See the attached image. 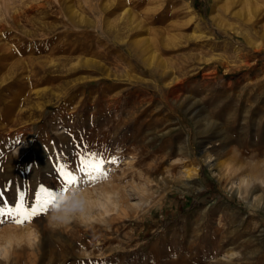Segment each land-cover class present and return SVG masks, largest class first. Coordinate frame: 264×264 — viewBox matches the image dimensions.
<instances>
[{
  "label": "rangeland",
  "instance_id": "1",
  "mask_svg": "<svg viewBox=\"0 0 264 264\" xmlns=\"http://www.w3.org/2000/svg\"><path fill=\"white\" fill-rule=\"evenodd\" d=\"M254 3L0 0V52L14 53L0 60V191L10 202L41 186L73 192L58 164L79 163L87 145L109 162L85 186H110L121 204L56 228L50 207L0 224L39 238L0 264H264V188L243 181L264 162V0Z\"/></svg>",
  "mask_w": 264,
  "mask_h": 264
},
{
  "label": "snow or ice",
  "instance_id": "2",
  "mask_svg": "<svg viewBox=\"0 0 264 264\" xmlns=\"http://www.w3.org/2000/svg\"><path fill=\"white\" fill-rule=\"evenodd\" d=\"M76 159L79 163L58 164V173L65 185H82L99 179L106 174L107 161L102 153L92 151L87 145L76 146ZM63 187L61 192L64 191ZM58 192L41 186L33 201L29 202L25 191H18L14 202H10L5 193L0 191V224L12 222L24 224L35 216L47 212L56 201Z\"/></svg>",
  "mask_w": 264,
  "mask_h": 264
},
{
  "label": "bare ground",
  "instance_id": "3",
  "mask_svg": "<svg viewBox=\"0 0 264 264\" xmlns=\"http://www.w3.org/2000/svg\"><path fill=\"white\" fill-rule=\"evenodd\" d=\"M70 1V0H69ZM31 3H33V2H31ZM36 3V2H35ZM58 3V2H57ZM234 3H237L240 7H241V13H244L245 11H247L250 7H255L254 6V0H228V6H231V5H233ZM75 4V3H74ZM40 5V4H39ZM28 6V5H27ZM255 10H256V8H254ZM61 10V9H60ZM225 10H226V7H225ZM252 10V9H251ZM72 12H73V10H71ZM15 12H16V9H15ZM72 12H71V14H72ZM249 12V11H248ZM77 13V12H76ZM124 14V13H123ZM257 14V13H256ZM64 15V14H63ZM240 15V14H239ZM80 16V15H79ZM124 16V15H123ZM128 18V17H127ZM139 18V17H138ZM129 20H130V22L131 23H134L135 22V19L133 20V18H132V16L130 15L129 16ZM138 22V21H137ZM37 23V22H36ZM62 23V22H61ZM64 23V22H63ZM221 23V22H220ZM32 25V24H31ZM48 25H50V24H48ZM62 25V24H61ZM131 25V24H130ZM46 26V25H45ZM63 26V25H62ZM72 26H74V25H72ZM61 27V26H60ZM65 27V26H64ZM127 27V26H126ZM73 28V27H72ZM6 29V28H5ZM137 29V28H136ZM44 32V31H43ZM74 32V31H73ZM33 33V32H32ZM42 33V32H41ZM28 34H30V32L28 33ZM46 34H48V32L46 33ZM51 34V33H50ZM117 34V33H116ZM32 35V34H31ZM46 36V35H45ZM80 36V35H79ZM33 37H34V35H33ZM35 38V37H34ZM141 38V37H140ZM27 39V38H26ZM117 39V38H116ZM124 39V38H123ZM136 39V38H135ZM128 40V39H127ZM138 40H140L139 38H138ZM137 41V40H136ZM87 42V41H86ZM133 42V41H132ZM139 41H137V43H138ZM84 43V42H83ZM137 43H135V44H137ZM146 43H148V42H146ZM146 45V44H145ZM147 46V45H146ZM4 48V47H3ZM90 49V48H89ZM140 49H142V48H140ZM2 51H4L3 49H1ZM0 50V51H1ZM64 50V49H63ZM146 50H147V48H146ZM7 51V50H6ZM148 51V50H147ZM151 52V51H150ZM0 54H1V52H0ZM150 54V57L149 58H152L153 57V55H154V53L152 52V53H149ZM148 54V55H149ZM147 55V56H148ZM18 56H19V54H18ZM7 57H14V53H8V54H1L0 55V60H3V59H5V58H7ZM20 58V57H19ZM19 58H18V60H19ZM22 58V57H21ZM41 58H44V57H41ZM61 58V57H60ZM65 58V57H64ZM145 58V57H144ZM147 58V57H146ZM149 58H147V60L149 59ZM25 59H27V58H25ZM33 59V61H34V58H32ZM76 59V58H75ZM77 59H78V57H77ZM13 60V59H12ZM18 60H16V63H17V61ZM36 60V59H35ZM41 60V59H40ZM48 60H50V59H48ZM47 59H46V61H48ZM51 60H52V58H51ZM11 61V60H10ZM22 61V60H21ZM24 61V60H23ZM22 61V62H23ZM26 61H28V60H26ZM32 61V62H33ZM37 61H39V60H37ZM36 61V62H37ZM43 61H45L44 59H43ZM45 61V62H46ZM63 61V60H62ZM93 61V60H92ZM161 61V60H160ZM160 61H159V63H160ZM2 62V61H1ZM0 62V63H1ZM41 62H42V60H41ZM76 62V61H75ZM82 62V61H81ZM80 62V63H81ZM90 62H91V60H90ZM147 62V61H146ZM8 63V62H7ZM13 63H15V62H13ZM35 63V62H34ZM38 63V62H37ZM36 63V64H37ZM39 63H40V61H39ZM39 63H38V65H39ZM58 63V62H57ZM79 63V64H80ZM23 64V63H22ZM21 64V65H22ZM26 64H28V63H26ZM42 64V63H41ZM45 64V63H44ZM53 64V63H52ZM65 64V63H64ZM72 64V63H71ZM97 64H99V63H97ZM12 65V64H11ZM34 65V64H33ZM32 65V66H33ZM46 65V64H45ZM51 65V64H50ZM57 65V64H56ZM59 65V64H58ZM62 65V64H61ZM83 65V64H82ZM84 65H86V64H84ZM88 65V64H87ZM100 65V64H99ZM41 66H43V65H41ZM48 66V65H47ZM53 66H54V64H53ZM76 66V65H75ZM80 65H78V67H79ZM9 67H10V65H9ZM28 67V66H27ZM19 68V67H18ZM30 68V67H29ZM29 68H28V70H29ZM37 68V67H36ZM39 68H40V66H39ZM38 68V69H39ZM62 68V67H61ZM13 69V68H12ZM16 69H17V67H16ZM15 69V70H16ZM31 69V68H30ZM33 69H35V68H33ZM44 69V68H43ZM42 69V70H43ZM49 69V68H48ZM56 69V68H55ZM54 69V70H55ZM63 69V68H62ZM66 69V71L68 70L67 69V67L65 68ZM70 69V68H69ZM76 69V68H75ZM28 70H27V74H28ZM32 70V69H31ZM41 70V72H43ZM57 70V69H56ZM1 71V70H0ZM20 71V70H19ZM18 71V72H19ZM33 71V70H32ZM39 71V70H38ZM60 71V70H59ZM71 71H73V70H71ZM2 72V71H1ZM4 72H6V71H4ZM14 73H15V71H13ZM17 72V71H16ZM40 72V71H39ZM54 72H56V71H54ZM58 72V71H57ZM4 74V73H3ZM18 74V73H17ZM22 74V73H21ZM106 74H108L107 72H106ZM5 75V74H4ZM15 75H16V73H15ZM14 75V76H15ZM32 75V74H31ZM23 76V75H22ZM26 76V75H25ZM2 77V76H1ZM11 77H12V75H11ZM17 77V76H16ZM15 78V77H14ZM27 78H29L28 76H27ZM7 79V78H6ZM11 79V78H10ZM9 79V80H10ZM19 79V78H18ZM2 80V79H1ZM8 80V81H9ZM14 80H16V79H14ZM87 80V79H86ZM7 81V80H6ZM17 81V80H16ZM22 81V80H21ZM28 81H29V79H28ZM27 82V81H26ZM11 83H13V82H11ZM24 83V82H23ZM76 83V82H75ZM89 83H90V81H89ZM92 83V82H91ZM94 83V82H93ZM1 84H3V83H1ZM5 84V83H4ZM20 84H22V83H20ZM28 84V83H27ZM72 84V83H71ZM70 84V85H71ZM173 84V83H172ZM8 85H11V84H8ZM7 85V86H8ZM3 86V85H2ZM74 86V85H73ZM1 87V86H0ZM169 87H170V84H169ZM74 88V87H73ZM2 89V88H1ZM5 89V88H4ZM41 90V89H40ZM45 90H47V89H45ZM44 92V91H43ZM50 92H51V90H50ZM50 92H49V94H50ZM65 92V91H64ZM64 92H62L63 94H64ZM38 93V92H37ZM47 93V92H46ZM56 94V93H55ZM39 95V94H38ZM45 95V94H44ZM40 96V95H39ZM42 96V95H41ZM48 96V95H47ZM56 96V95H55ZM59 96V95H58ZM58 96H56V97H58ZM65 96V95H64ZM22 97V96H21ZM60 97V96H59ZM67 97V96H66ZM61 99V98H60ZM7 105H5L4 107H6ZM3 107V108H4ZM8 108V107H7ZM10 109H11V107H10ZM5 110V109H4ZM15 110H16V108H15ZM14 110V111H15ZM18 110V109H17ZM3 112V111H2ZM21 113H23L22 111H20ZM14 114H16V113H14ZM18 114V113H17ZM20 114V113H19ZM19 114H18V116H19ZM7 115V114H6ZM5 115V116H6ZM8 115H11V114H9L8 113ZM7 115V116H8ZM13 115V114H12ZM4 116V115H3ZM6 116V117H7ZM14 116H16V115H14ZM13 117V116H12ZM8 118V117H7ZM6 118V119H7ZM13 118H15V117H13ZM9 119V118H8ZM257 153V152H256ZM235 155V154H234ZM234 155H232V157H234ZM238 155V154H237ZM238 157H239V155H238ZM235 158H236V155H235ZM229 159H231V158H229ZM233 159V158H232ZM231 159V160H232ZM251 159V158H250ZM227 160V159H226ZM233 160H236V159H233ZM228 161H230V160H228ZM259 162V161H258ZM241 164H243V163H241ZM252 164H254V163H252ZM230 165V164H229ZM251 165V164H250ZM238 166V165H237ZM246 166V165H245ZM254 166H258V165H254ZM248 168H250V167H248ZM251 168H253V167H251ZM258 168V167H257ZM239 169V168H238ZM226 170H227V168H226ZM232 170V169H231ZM230 170V171H231ZM246 170V169H245ZM250 171H252V169L250 170ZM257 171V170H256ZM227 172V171H226ZM253 173H254V171H252ZM243 181L244 182H246V184H247V180L246 179H243ZM106 183V182H105ZM106 184H112L111 183V181H109V182H107ZM248 185V184H247ZM115 186V185H114ZM109 187L110 186H106V185H103V184H100V185H97V186H94V187H92V188H90L89 186H85V184H82V185H75L74 187H73V192H75V191H77V190H79V189H83L84 191H85V193L87 194V197H88V200H89V207H88V210L86 211V213L84 214V215H82L81 217H85V218H91V217H93V213H92V211L90 210V208H92L93 206H98L99 208H100V215H102V214H109L112 210H116V209H118L119 208V206L121 205V204H119V202H117L114 198H113V194H114V188H112V187H110V188H112V189H109ZM239 188H237V191L239 192ZM259 199V198H258ZM125 200V199H124ZM123 202V201H122ZM122 212V211H121ZM83 219V218H82ZM39 221V220H38ZM41 224V223H40ZM50 225V224H49ZM43 227V226H42ZM52 227V226H51ZM31 228V227H30ZM37 228V227H36ZM60 229V228H59ZM1 234H3L4 235V241L0 244V252H3V254L7 257V258H9L10 256H11V253H15V251H16V249L18 248V246H20L21 244H22V242L23 241H25V243H27L28 245H30V246H34L37 242H39V238H38V235H37V233H34L31 229H29L28 227L26 228H18V227H11V226H7L6 228H4L2 231H0V235ZM2 240V239H1ZM24 243V242H23ZM39 244V243H38ZM21 247H22V245H21ZM25 248H26V246H25ZM29 248V247H28ZM27 248V249H28ZM34 248V247H33ZM22 249V248H21ZM30 249H31V247H30ZM29 249V250H30ZM35 250H37L36 249V247H35ZM23 251H24V249H23ZM39 252V251H38ZM41 253V252H40ZM38 255V254H37ZM38 257V256H37ZM15 259V258H14ZM19 261V260H18ZM23 261V260H22ZM23 263V262H22Z\"/></svg>",
  "mask_w": 264,
  "mask_h": 264
},
{
  "label": "clouds",
  "instance_id": "4",
  "mask_svg": "<svg viewBox=\"0 0 264 264\" xmlns=\"http://www.w3.org/2000/svg\"><path fill=\"white\" fill-rule=\"evenodd\" d=\"M249 187L259 185L264 188V162H261L254 175L247 177ZM241 203H245L241 201ZM89 207L87 194L83 189L75 192H60L56 201L50 207L48 222L53 228L60 227L71 221L78 219L86 213ZM233 255H239L234 253ZM7 257L0 252V261H6Z\"/></svg>",
  "mask_w": 264,
  "mask_h": 264
}]
</instances>
